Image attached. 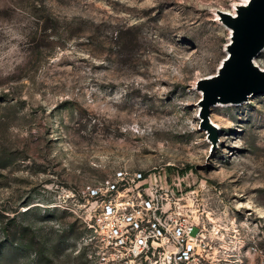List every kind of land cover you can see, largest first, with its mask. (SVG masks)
<instances>
[{
  "label": "rangeland",
  "instance_id": "374dc122",
  "mask_svg": "<svg viewBox=\"0 0 264 264\" xmlns=\"http://www.w3.org/2000/svg\"><path fill=\"white\" fill-rule=\"evenodd\" d=\"M245 1L0 0V264H95L78 192L118 169L188 173L228 264H264V93L200 88Z\"/></svg>",
  "mask_w": 264,
  "mask_h": 264
},
{
  "label": "built area",
  "instance_id": "2783aa9c",
  "mask_svg": "<svg viewBox=\"0 0 264 264\" xmlns=\"http://www.w3.org/2000/svg\"><path fill=\"white\" fill-rule=\"evenodd\" d=\"M195 184L178 169H118L82 187L78 217L95 264H228V228Z\"/></svg>",
  "mask_w": 264,
  "mask_h": 264
},
{
  "label": "water",
  "instance_id": "95a60500",
  "mask_svg": "<svg viewBox=\"0 0 264 264\" xmlns=\"http://www.w3.org/2000/svg\"><path fill=\"white\" fill-rule=\"evenodd\" d=\"M219 15L231 29L230 40L217 73L200 81L205 108L264 93V70L253 62L264 48V0H248L235 6L234 15L227 11H219Z\"/></svg>",
  "mask_w": 264,
  "mask_h": 264
},
{
  "label": "bare ground",
  "instance_id": "6f19581e",
  "mask_svg": "<svg viewBox=\"0 0 264 264\" xmlns=\"http://www.w3.org/2000/svg\"><path fill=\"white\" fill-rule=\"evenodd\" d=\"M248 0H246L243 4H245L246 2H247ZM230 13L232 14V15H234L235 14V10L234 11H230ZM224 27H226L229 31H230V33H231V29L230 28H228L227 26H225V25H223ZM262 52H264V49L261 51V53ZM253 62H254V64H257L256 63V58H254L253 59ZM252 95H249V97H251Z\"/></svg>",
  "mask_w": 264,
  "mask_h": 264
}]
</instances>
